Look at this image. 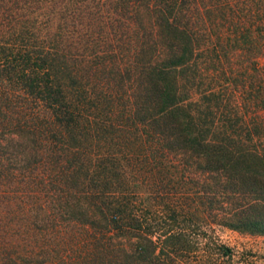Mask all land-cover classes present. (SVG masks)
<instances>
[{
    "label": "trees",
    "instance_id": "1",
    "mask_svg": "<svg viewBox=\"0 0 264 264\" xmlns=\"http://www.w3.org/2000/svg\"><path fill=\"white\" fill-rule=\"evenodd\" d=\"M186 183L264 235V0H0V264H171Z\"/></svg>",
    "mask_w": 264,
    "mask_h": 264
},
{
    "label": "rangeland",
    "instance_id": "2",
    "mask_svg": "<svg viewBox=\"0 0 264 264\" xmlns=\"http://www.w3.org/2000/svg\"><path fill=\"white\" fill-rule=\"evenodd\" d=\"M185 187L178 195H173V200L179 202L185 211L179 212L176 219H169L170 226L164 224V229L173 227L180 233L171 264H264L263 234L232 229L204 216L191 215V210L200 205L193 198L190 184L186 183ZM61 230L62 233L48 238V245L43 249L44 256L55 258L63 255L72 259L75 251L84 249L87 236L83 225L70 223ZM221 246L229 248V253H225Z\"/></svg>",
    "mask_w": 264,
    "mask_h": 264
}]
</instances>
